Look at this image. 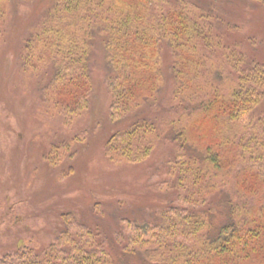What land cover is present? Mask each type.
<instances>
[{"label": "trees", "instance_id": "16d2710c", "mask_svg": "<svg viewBox=\"0 0 264 264\" xmlns=\"http://www.w3.org/2000/svg\"><path fill=\"white\" fill-rule=\"evenodd\" d=\"M248 1L264 9V0ZM36 2L0 0V38L10 14ZM44 2L24 40L20 66L40 79L44 106L65 125L90 108L98 50L109 74L110 118L118 123L157 105L167 85L165 45L174 57V99L181 112L162 123L137 119L106 144L110 162L136 165L148 160L163 136H174L176 143L165 165L167 179L157 185L171 196L168 205L152 221L123 219L128 233L116 236L121 252L142 254L148 264H264V62L248 61L239 46L225 44L217 32L216 4ZM69 144L54 146L48 161L60 165ZM222 204L228 221L216 230L213 219ZM63 219L49 247L16 251L0 264H114L99 234L78 214Z\"/></svg>", "mask_w": 264, "mask_h": 264}, {"label": "rangeland", "instance_id": "374dc122", "mask_svg": "<svg viewBox=\"0 0 264 264\" xmlns=\"http://www.w3.org/2000/svg\"><path fill=\"white\" fill-rule=\"evenodd\" d=\"M202 1L216 4L217 32L227 46H239L248 61L264 62V9L248 0ZM46 6L44 0L25 4L2 27L0 259L25 248L43 251L63 230V216L74 212L99 234L114 264H148L142 254H123L116 236L127 231L123 219L152 221L168 205L171 196L158 192L157 185L167 179L165 165L176 154L174 136H163L148 160L136 165H115L105 151L109 139L137 119L162 123L181 112L174 99V57L165 45L167 85L157 105L145 106L138 115L118 123L110 118L109 74L98 50L92 59L90 108L79 121L65 125L63 118L46 109L40 79L24 74L19 60L24 40ZM63 143H71V151L56 166L47 156ZM217 208L216 230L228 221L226 206Z\"/></svg>", "mask_w": 264, "mask_h": 264}]
</instances>
